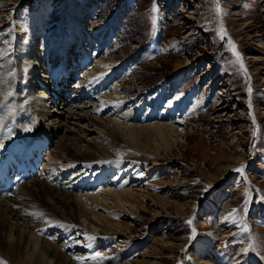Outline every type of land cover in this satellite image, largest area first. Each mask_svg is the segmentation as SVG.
Returning <instances> with one entry per match:
<instances>
[{
	"label": "rangeland",
	"instance_id": "374dc122",
	"mask_svg": "<svg viewBox=\"0 0 264 264\" xmlns=\"http://www.w3.org/2000/svg\"><path fill=\"white\" fill-rule=\"evenodd\" d=\"M31 19H35L34 32L29 27ZM77 26L86 39L77 38ZM158 29V43H153ZM16 36L18 47L11 43ZM45 40L51 46L47 63L41 53ZM65 46L69 49L61 62L60 49ZM31 48L37 55L26 57ZM81 48L90 60L79 67L84 53ZM0 49L23 54L18 57L21 88L15 90L22 95L15 102L14 94L9 95L0 105V119H16V112L21 111L27 123L24 131L33 138L43 133L41 125L60 121L56 114L60 108H88L95 103L90 95L93 98L96 93H122L127 103L115 119L121 124L127 120L123 114H139L141 105L157 107L156 112L165 110L184 102L194 91L191 101L184 104L187 112L181 114L180 110L173 120L164 121L172 132L175 149L157 159L131 158L145 165L130 181L134 193L145 198L153 193L166 197L165 211L147 197L141 200L143 209L138 218L118 217L122 227L117 235L97 231L90 243L96 263H113L123 253L132 261L147 264H193L198 246L207 243L215 255L229 263L237 258L240 244L224 233L220 216L227 206L246 232L251 233V225L255 226L251 234L253 253L264 261V219L252 209L255 196L258 209L264 208V0H135L133 6H128L127 0H0ZM100 59L115 67L97 76L95 87L87 89L85 98H78L80 89L74 86H85L81 76ZM39 62L38 76L32 81L33 63ZM62 63L76 70L71 72L72 78L67 75L63 79L67 80L64 88L57 85L53 92L47 87L48 80ZM179 74L183 76L176 95L169 97ZM31 91L50 98L47 121H33L22 109V102L24 108L31 106ZM193 101L198 102L194 110L189 104ZM112 114L111 107L90 114L92 126L80 124L86 140H101L99 121ZM11 129L19 131L14 126L8 132ZM59 136L55 134L53 140ZM45 141L39 165L55 150L51 141ZM157 166L160 169H155ZM59 169L54 172L58 174ZM52 174L47 170V175ZM59 177L60 183L66 181V177ZM104 204L113 211L108 202ZM173 204L181 213H176ZM98 214L108 216L101 209ZM155 237L163 249L161 255L153 256L151 242ZM76 241L85 244L80 237ZM51 243L59 245L57 241ZM175 245L182 247L170 255L169 249ZM86 248L70 253L87 256Z\"/></svg>",
	"mask_w": 264,
	"mask_h": 264
},
{
	"label": "bare ground",
	"instance_id": "6f19581e",
	"mask_svg": "<svg viewBox=\"0 0 264 264\" xmlns=\"http://www.w3.org/2000/svg\"><path fill=\"white\" fill-rule=\"evenodd\" d=\"M134 2L135 0H127L128 6H133ZM31 20L29 27L34 32L35 19ZM160 24H162L161 20H159ZM75 31L77 38L86 39L78 26ZM157 36L156 39L152 40L153 43H158L159 29ZM16 39H18V36L12 39L11 43L18 47ZM44 42L45 46L41 53L45 59L51 46L48 40ZM67 48L65 46L60 49L62 53L61 62L65 61L64 56L69 49ZM29 50H31V54H25L26 57L37 55L35 48ZM83 50L81 48V51L84 52L82 59L77 63L79 67L90 60L86 57L88 56L87 51ZM21 55H23L21 52L15 55L9 50L0 49V105L5 102L11 93L14 94V102L18 101L22 95L15 92L16 89L21 88L20 79H18L20 77L18 76L20 70L18 57H21ZM45 62H49L48 57ZM72 62L74 61H70V63ZM41 65V62L33 63L34 72L30 75L32 81L34 76H38L35 71ZM67 65L69 64L65 63L64 66V63H62L57 68L58 71H56L57 69L53 70L54 76H51V79L48 80L49 86H47L53 92L54 89L57 90V85L64 88L67 80L65 82L63 79L67 75L72 78L70 76L71 72H75L76 69L74 67L70 69ZM112 67L115 66L111 62L102 61V59L96 60L91 70L81 76L85 80V86H82L81 83L79 86H74V88L80 89L78 98L80 96L85 98L88 93L87 89L95 87L96 77L110 72ZM58 72L57 77L56 73ZM182 76L183 74H179L173 80L169 97H175ZM45 80L47 79L45 78ZM22 87L26 86L23 85ZM25 90L23 89L22 93ZM31 90H34L32 84ZM30 93H33V95L30 94L31 98L28 97L29 100L31 99V106L29 108L25 107V109L23 107L24 102H22L20 104L22 109L30 114L29 117L33 121L35 119H37L36 122L47 121V118L50 117V111L46 109L50 98L43 94V96L36 95L34 91ZM193 93L194 91L188 93L184 98V102L181 100L178 105L161 107L165 110L157 112V107L149 109L146 105H141L139 114H135L133 111L127 115L123 114L122 117H127V120L124 121L121 118L123 120L121 124L117 123L115 119L127 101L123 100L122 93H117L115 96L106 93L96 96V93L93 98L90 95V99H93L95 103L88 106V108L79 105L69 108L63 106L60 108L61 111L55 112L60 121L55 122L53 120L47 126L41 125L43 133L34 136V140L38 138L39 141L33 147L28 144L33 137L24 131L26 130V117H22V112H16V119L3 116L0 119V140L4 139V141L0 144H9L7 148L0 151V158L4 157V163L2 160L0 161V180L11 183L10 186L16 184V188L12 190L13 187H11L9 193L6 194L5 188L3 189L0 186V264H98L99 262L96 263L97 256L91 254L94 245L92 246L90 243L99 231L110 237L112 234L117 235L122 227V224L118 222V217L125 215L131 219L138 218L140 211L143 209L141 200L147 197H150L155 205L165 211L166 197L153 193L145 198L134 193L130 181L137 171L144 168L145 165L131 158L148 156L157 159L162 155H168L175 149L172 132L167 128L164 121L173 120L175 116H178L177 112L180 110H183L181 114L187 112L184 104L191 101ZM53 94L51 93L54 97ZM163 98L167 99V96ZM53 100H56V98ZM197 103L195 101L189 102L192 110L196 108ZM108 107L114 109V114L99 121V125L103 130V136H101L103 138L99 141L86 140L80 124L86 122V124L92 126L90 114L102 113ZM23 119L25 122H23ZM154 120H158V123H155ZM128 121H132V123L127 124ZM14 126L18 127L19 131L13 132V129H11L8 132ZM7 132L9 138H7ZM55 134H60L56 141L53 140ZM21 140H27L25 141L27 145L24 146ZM45 140H48L47 143L51 141L50 144H53L55 150L43 161V164L40 165L42 167L39 169L38 166L34 167V165L39 160L41 162L40 153L41 148H43L41 145L44 142L46 143ZM20 148L21 151L29 149L26 153L22 152L25 154L24 163L32 165L36 169L34 173L31 171L25 177L21 175V170L17 171V167H12L13 159H15V155L18 154L17 150ZM124 154L126 156L123 157ZM56 168H60L58 170L59 175L54 172ZM158 168V166L155 167L157 170ZM47 170L53 171L52 176L47 175ZM59 176L66 177V181L60 183ZM16 177L24 180V182L15 183L18 182H14ZM254 198L252 209L257 210L259 219H264V208L258 209L257 197ZM105 202H108L117 214L107 208ZM171 206L176 213H181L177 204ZM99 209L106 211L107 218H101V215L98 214ZM220 218L224 224V233L232 238L234 242L240 244L237 258L227 263L224 257L215 255L212 245L207 243L203 247L198 246V253L193 264H264V261L257 260L253 253V235L251 234L255 226L251 225V233L246 232L244 226L238 223L234 217L232 208L228 206L224 207ZM79 237L82 241H85V244L76 241ZM48 238L57 241L59 245L51 243L52 241ZM190 239L192 238H189V241ZM159 242L160 240L156 237L152 239L151 247L155 251L153 256L161 255L163 247L160 246ZM85 246H87L86 251L89 253H87V256L71 254L72 250L82 252ZM181 247V245L173 246L169 249L171 252L169 254L175 255ZM143 255L149 257L145 256V253ZM108 264H147V262L132 261L129 259L128 254L122 253L115 258L113 263Z\"/></svg>",
	"mask_w": 264,
	"mask_h": 264
}]
</instances>
